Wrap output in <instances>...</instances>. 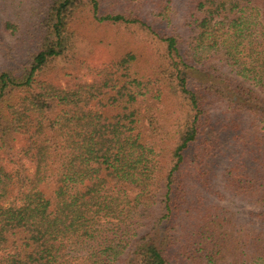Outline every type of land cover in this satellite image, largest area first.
<instances>
[{
    "label": "trees",
    "instance_id": "16d2710c",
    "mask_svg": "<svg viewBox=\"0 0 264 264\" xmlns=\"http://www.w3.org/2000/svg\"><path fill=\"white\" fill-rule=\"evenodd\" d=\"M130 1L0 0V264H264V0ZM89 19L156 50L57 84Z\"/></svg>",
    "mask_w": 264,
    "mask_h": 264
},
{
    "label": "rangeland",
    "instance_id": "374dc122",
    "mask_svg": "<svg viewBox=\"0 0 264 264\" xmlns=\"http://www.w3.org/2000/svg\"><path fill=\"white\" fill-rule=\"evenodd\" d=\"M25 2L28 4L32 0H25ZM31 4L36 5L35 3ZM174 7L177 11L175 24L179 29L182 26L181 21L186 13L184 11L185 5H183L182 0H175ZM101 9L103 14H121L126 16L139 14L136 4L130 0H102ZM149 11V6L145 5L140 13L141 17L147 20L145 16L149 14ZM166 23L165 21L162 23L164 29H167V32L173 31V27L170 28L171 26H169L171 25L170 22L167 26ZM174 29L177 30L176 28ZM146 32L144 28L140 27L100 24L92 21V19L87 20L81 26L77 48L71 53V56L76 54L77 61L82 66L72 69V65H67L69 70H66V74L68 73V75L59 78L55 77L56 83L61 85H66L67 81L71 83L76 81H78L77 83L82 81L90 83L94 78H99L103 75L102 71L117 56L129 51H137L142 57L148 59L155 52L157 46L154 45L155 42L151 38L147 37ZM29 50L27 46L19 43L15 44L13 40H3V47H0V70L15 65L18 61L14 60L18 57L26 56ZM224 166L225 164L222 163L220 168ZM220 181L219 179L218 187L222 185ZM223 203L243 218L247 217V212L251 210L245 203L230 197H226Z\"/></svg>",
    "mask_w": 264,
    "mask_h": 264
}]
</instances>
